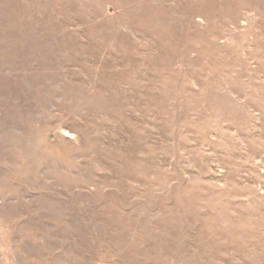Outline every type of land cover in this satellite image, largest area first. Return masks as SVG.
I'll return each instance as SVG.
<instances>
[{"label":"rangeland","instance_id":"rangeland-1","mask_svg":"<svg viewBox=\"0 0 264 264\" xmlns=\"http://www.w3.org/2000/svg\"><path fill=\"white\" fill-rule=\"evenodd\" d=\"M0 264H264V0H0Z\"/></svg>","mask_w":264,"mask_h":264}]
</instances>
